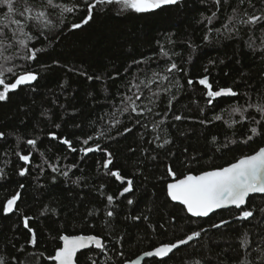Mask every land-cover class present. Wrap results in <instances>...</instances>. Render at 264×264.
Segmentation results:
<instances>
[{"label":"trees","instance_id":"obj_1","mask_svg":"<svg viewBox=\"0 0 264 264\" xmlns=\"http://www.w3.org/2000/svg\"><path fill=\"white\" fill-rule=\"evenodd\" d=\"M14 8L9 14L0 3V78L37 79L0 100V264H54L61 237L80 234L101 237L105 247L81 252L78 264H124L196 231L189 244L144 264H264V195L249 198L247 219L236 208L202 219L167 194L169 167L181 179L264 146V113L249 107L264 103V19L241 23L264 17V0H178L147 13L97 4L87 24L85 0H14ZM38 11L51 20L47 28L27 20ZM204 77L213 90L238 95L208 97Z\"/></svg>","mask_w":264,"mask_h":264},{"label":"snow or ice","instance_id":"obj_2","mask_svg":"<svg viewBox=\"0 0 264 264\" xmlns=\"http://www.w3.org/2000/svg\"><path fill=\"white\" fill-rule=\"evenodd\" d=\"M26 2V0H25ZM118 3L122 6V10H132L136 13H147L157 9H160L164 5L176 4L178 0H95V3H89L88 0H85V3L88 4V15L83 20L84 24H87L89 20L92 19V10L96 7L97 4H112ZM217 3L220 0H216ZM0 3L6 4L9 14L15 11L14 0H0ZM47 6H54V0H47ZM26 12L30 13L31 9L26 8ZM64 11L71 12L72 8H64ZM21 16L25 15V12L19 13ZM47 13L44 11H38L34 16L28 15L27 20L39 21L43 27L47 28L52 22L49 19H46ZM8 17H5L7 19ZM264 19L262 16H250L247 20H242L241 23L244 24H256L259 21ZM12 23L20 26V30L23 31V25L21 20L16 19L11 21ZM211 22V21H209ZM39 26V25H38ZM81 24L72 25L73 28L81 27ZM7 27V25H4ZM3 34V28H0V35ZM28 35L27 33H25ZM31 39V37L29 36ZM20 43L23 45L25 41L21 40ZM167 55V53H165ZM29 59L36 58V52L33 51L28 57ZM172 69H177V65L173 63L171 65ZM11 71V70H9ZM37 75L32 72H27L23 75H19L12 83H7L4 78H0V86H2L3 91H0V100L6 99L8 92L11 90H16L19 86L27 84L29 82L35 81ZM167 79V77H165ZM189 84L193 82L188 81ZM199 84L205 85L208 89L207 96L210 98H218L223 96H236L238 95L231 88H221L219 90H213L212 85L209 83L207 77H204L199 80ZM147 87V85H145ZM134 88L139 89V85H133ZM136 99H140V96H136ZM127 100L129 105L132 107V110H136L135 100L132 96H128ZM209 104L212 103L210 99ZM249 107H255L258 112L264 113V103H258L256 105H249ZM129 107L126 106L123 111L128 112ZM150 111V109H149ZM234 112H241L239 107L233 109ZM241 114H243L241 112ZM176 119H181L177 116ZM215 119H221L220 116L215 117ZM118 122V121H117ZM126 131H131V129H126ZM257 128H251V132L255 135L257 134ZM54 136V134H52ZM0 137H3V133H0ZM251 139V137H249ZM30 145H35V140L27 141ZM64 144H67L70 148L72 147L71 142L67 139L63 140ZM88 140L84 141V144H87ZM168 143V141H165ZM75 150V149H73ZM100 150L97 145L96 149L88 147L86 152H93ZM110 155V154H109ZM20 159L24 161H29L30 157L28 155H22ZM111 159L107 160L105 167L111 164ZM26 169L21 170V175L25 173ZM65 176L67 173H63ZM113 176L120 178L118 172H112ZM168 174L173 177L174 182L167 184V194L172 201L179 202L180 204L186 207V210L192 217H207L210 213L218 209H225L231 206H235L236 209H241L238 219H247L253 216L251 210H244L242 206L248 203V198L250 194H264V147L260 148L252 155H246L241 157L237 162L230 164L227 167L214 169L211 171H205L199 175L188 174L181 179H176L175 172L172 168H168ZM131 189V181H128V187L124 188V192H128ZM19 199V194L13 196L7 201L4 211L6 213L13 212L16 202ZM109 201L112 200V197H108ZM132 203V201H129ZM109 216L112 215L111 212L108 213ZM138 219V218H137ZM25 226L28 225V220L24 221ZM229 223V221H221L220 224H214L212 227L219 228L224 224ZM200 232H193L187 237V239H181L177 243L172 244H163L159 247H156L154 251L144 252L145 257H159L161 259L168 257L169 254L173 253L175 249H178L181 245L187 244L194 237H199ZM63 240V246L58 248L55 252V255L50 257L54 260L56 264H75V257L77 252L80 249L88 248L90 245H94L97 249L103 250L105 245L101 238L94 235H78V236H68L64 235L61 237ZM32 243H35V235L33 234ZM249 243L247 235L244 236L242 244L247 246ZM95 264V262H93ZM134 264H140V260L134 261ZM199 264V262H197Z\"/></svg>","mask_w":264,"mask_h":264},{"label":"water","instance_id":"obj_3","mask_svg":"<svg viewBox=\"0 0 264 264\" xmlns=\"http://www.w3.org/2000/svg\"><path fill=\"white\" fill-rule=\"evenodd\" d=\"M223 97H227V96H223ZM218 98H221V97H218ZM264 147V146H263ZM262 148V147H261ZM254 154V153H253ZM252 155V154H251ZM239 160V159H238ZM237 160V161H238ZM236 161V162H237ZM26 162V161H25ZM235 163V162H234ZM229 166V165H228ZM227 167V166H226ZM209 171H211V170H209ZM203 173V172H202ZM191 174H193V175H199V174H201V173H199V174H194V173H191ZM171 182H174V180L173 181H171ZM171 182H169V183H171ZM254 195H264V194H260V193H256V194H250V196H249V198L251 197V196H254ZM170 198V197H169ZM249 198H248V200H249ZM170 200H171V198H170ZM18 201V200H17ZM172 201V200H171ZM172 202H174V203H176V204H179V205H181V206H183L184 208H185V210H186V207L184 206V205H182V204H180L179 202H176V201H172ZM16 204H17V202H16ZM247 205V203L244 205V206H242V208L243 207H245ZM15 207H16V205H15ZM230 208H235V206H231V207H229V208H225V209H230ZM15 209V208H14ZM220 210H224V209H218V210H216V211H214L213 213H210L209 214V216H207V217H194V218H202V219H204V218H208V217H210L212 214H214L215 212H217V211H220ZM186 212H187V210H186ZM188 213V212H187ZM189 214V213H188ZM190 216H191V214H189ZM192 217V216H191ZM80 235H83V234H80ZM64 236V235H63ZM68 236H78V235H68ZM85 236H88V235H85ZM95 236V235H94ZM98 237V236H97ZM99 238H101V237H99ZM197 237H194L191 241H189L187 244H189L190 242H192L193 240H195ZM102 239V238H101ZM185 239H187V238H185ZM61 241H62V245H61V247L63 246V240L61 239ZM102 241H103V239H102ZM103 243H104V241H103ZM177 243V242H176ZM186 245V244H185ZM181 246H184V245H181ZM180 246V247H181ZM92 247H95L94 245H90L88 248H84V249H80L78 252H77V254H76V257H75V264H78V262H77V257H78V255L81 253V252H83V251H86V250H89V249H91ZM96 248V247H95ZM155 249H153V250H151V251H154ZM175 250H177V249H175ZM174 250V251H175ZM173 251V252H174ZM144 253H142V254H140L139 256H137L136 258H134V259H132V260H129V261H127V262H125L124 264H134V261H136V260H140V264H144L145 263V261H147V260H150V259H154V258H157V259H161V258H159V257H145L144 255H143ZM172 254V253H171ZM170 255V254H169ZM166 258V257H165ZM165 258H163V259H165ZM50 261L51 262H53L54 264H56V262L54 261V260H52V259H50Z\"/></svg>","mask_w":264,"mask_h":264}]
</instances>
